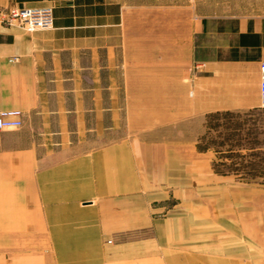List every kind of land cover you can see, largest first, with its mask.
<instances>
[{"label": "crops", "instance_id": "0c3cea01", "mask_svg": "<svg viewBox=\"0 0 264 264\" xmlns=\"http://www.w3.org/2000/svg\"><path fill=\"white\" fill-rule=\"evenodd\" d=\"M209 2L0 0V264H264V188L204 143L261 107L264 0Z\"/></svg>", "mask_w": 264, "mask_h": 264}, {"label": "rangeland", "instance_id": "374dc122", "mask_svg": "<svg viewBox=\"0 0 264 264\" xmlns=\"http://www.w3.org/2000/svg\"><path fill=\"white\" fill-rule=\"evenodd\" d=\"M192 2L193 0H186ZM210 0H202L209 5ZM262 0H212L218 6L237 12L238 4L256 5ZM120 126L121 132H127L125 119ZM110 127H106L107 132ZM90 134L97 133L90 127ZM102 129L100 128V133ZM206 146L218 152L219 170L227 173L236 181L252 182L264 188V108L259 107L228 115H217L210 119ZM103 144L101 142L91 143Z\"/></svg>", "mask_w": 264, "mask_h": 264}, {"label": "built area", "instance_id": "2783aa9c", "mask_svg": "<svg viewBox=\"0 0 264 264\" xmlns=\"http://www.w3.org/2000/svg\"><path fill=\"white\" fill-rule=\"evenodd\" d=\"M3 22L16 26L28 33L53 29L54 15L52 8H29L14 6L3 15ZM260 101L264 108V64L261 67ZM21 112H0V130H14L22 126Z\"/></svg>", "mask_w": 264, "mask_h": 264}]
</instances>
